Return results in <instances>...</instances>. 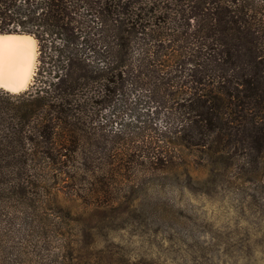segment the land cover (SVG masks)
Wrapping results in <instances>:
<instances>
[{
	"label": "trees",
	"instance_id": "16d2710c",
	"mask_svg": "<svg viewBox=\"0 0 264 264\" xmlns=\"http://www.w3.org/2000/svg\"><path fill=\"white\" fill-rule=\"evenodd\" d=\"M6 33L37 57L26 90L0 88L3 234L67 251L116 219L148 223L153 187L237 178L263 195L264 0H0Z\"/></svg>",
	"mask_w": 264,
	"mask_h": 264
},
{
	"label": "rangeland",
	"instance_id": "374dc122",
	"mask_svg": "<svg viewBox=\"0 0 264 264\" xmlns=\"http://www.w3.org/2000/svg\"><path fill=\"white\" fill-rule=\"evenodd\" d=\"M193 174L206 177L202 170ZM259 186L218 177L206 189L197 184L153 187L150 197L141 200L149 208L148 223L142 217L116 219L97 237L69 236L67 251L55 235L35 246L36 237L16 238L2 231L0 264H52L47 255L59 252L91 264L100 257L97 252L106 256L108 251L111 264H146L149 258L155 264H264V192ZM66 264L79 263L69 259Z\"/></svg>",
	"mask_w": 264,
	"mask_h": 264
},
{
	"label": "bare ground",
	"instance_id": "6f19581e",
	"mask_svg": "<svg viewBox=\"0 0 264 264\" xmlns=\"http://www.w3.org/2000/svg\"><path fill=\"white\" fill-rule=\"evenodd\" d=\"M37 57L34 38L17 34H0V88L19 93L33 75Z\"/></svg>",
	"mask_w": 264,
	"mask_h": 264
},
{
	"label": "water",
	"instance_id": "95a60500",
	"mask_svg": "<svg viewBox=\"0 0 264 264\" xmlns=\"http://www.w3.org/2000/svg\"><path fill=\"white\" fill-rule=\"evenodd\" d=\"M6 34H17V35H25V36H29V37H31V38H33L30 34H25V33H6ZM28 88V87H27ZM26 88V89H27ZM25 89V90H26ZM8 91V90H7ZM8 92H11V91H8Z\"/></svg>",
	"mask_w": 264,
	"mask_h": 264
}]
</instances>
